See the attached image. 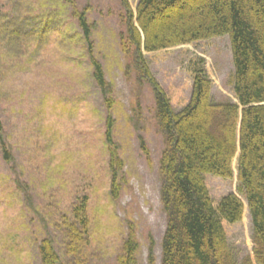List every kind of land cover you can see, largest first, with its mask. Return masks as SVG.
<instances>
[{
  "label": "rangeland",
  "instance_id": "1",
  "mask_svg": "<svg viewBox=\"0 0 264 264\" xmlns=\"http://www.w3.org/2000/svg\"><path fill=\"white\" fill-rule=\"evenodd\" d=\"M126 1L135 14L139 0ZM82 11L91 30L92 53L112 85L111 109L92 78L75 16ZM127 16L120 0H73V4L0 0V23L12 22L11 29L24 25V32L32 34H23L15 47L6 34L0 38V120L36 211L24 203L9 167L0 161V264H40L37 246L46 233L55 240L63 264H116L130 227L138 244L137 264H147L150 238L154 264L160 263L165 215L159 200L158 163L164 144L153 117L152 92L147 85L137 86L129 55L119 47ZM143 55L174 111L190 98L191 68L199 60L211 81L214 101L236 102L229 82L233 67L227 37ZM136 102L138 125L131 119ZM109 115L122 165L116 200L109 193V154L103 139ZM231 167L230 179L207 175L205 184L215 205L229 194L241 200V221L224 226L237 259L253 261L251 221L239 191L237 154ZM83 196L88 198V245L73 258L65 254L63 235L53 224L69 217L72 205Z\"/></svg>",
  "mask_w": 264,
  "mask_h": 264
},
{
  "label": "trees",
  "instance_id": "2",
  "mask_svg": "<svg viewBox=\"0 0 264 264\" xmlns=\"http://www.w3.org/2000/svg\"><path fill=\"white\" fill-rule=\"evenodd\" d=\"M65 1L73 4V0ZM120 1L128 19L125 33L120 34L119 47L129 55L131 68L137 74V86L147 85L152 92L153 117L164 144L158 163L159 200L165 215L159 264H264V0H139L135 14L126 0ZM84 11L76 12L75 16L86 45L88 64L107 109H111L112 85L106 81L102 65L92 53L91 30ZM11 23H0V38L6 34L14 42L12 47L18 45L23 34L32 36L24 32V25L16 24L11 29ZM222 37H227L230 44L233 72L229 82L236 102L214 101L211 81L199 60L191 68L190 98L183 108L174 111L150 73L143 53ZM129 67L127 64L125 70L129 71ZM131 111V119L138 125V102ZM113 125L112 117L107 116L103 139L109 154V193L116 200L122 165L113 140ZM138 141L147 155L141 136ZM237 151L239 191L245 198L251 221L253 261L250 257L237 259L224 226L241 221V200L229 194L215 205L205 184L207 175L231 178ZM0 161L9 167L24 203L36 213L1 120ZM87 206L88 198L83 196L72 205L69 217L62 216L61 221L53 224L63 235V249L69 257H77L88 245ZM54 244L55 240L47 233L38 241L40 264H63ZM153 248L150 238L147 264H154ZM137 251L130 227L116 264H137Z\"/></svg>",
  "mask_w": 264,
  "mask_h": 264
},
{
  "label": "water",
  "instance_id": "3",
  "mask_svg": "<svg viewBox=\"0 0 264 264\" xmlns=\"http://www.w3.org/2000/svg\"><path fill=\"white\" fill-rule=\"evenodd\" d=\"M239 125H240V123H239Z\"/></svg>",
  "mask_w": 264,
  "mask_h": 264
}]
</instances>
